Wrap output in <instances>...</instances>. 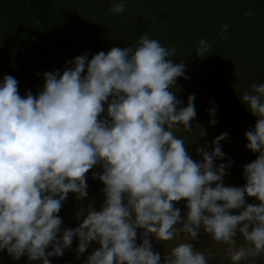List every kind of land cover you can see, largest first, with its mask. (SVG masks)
<instances>
[{
	"label": "clouds",
	"instance_id": "obj_1",
	"mask_svg": "<svg viewBox=\"0 0 264 264\" xmlns=\"http://www.w3.org/2000/svg\"><path fill=\"white\" fill-rule=\"evenodd\" d=\"M123 0L110 11L124 12ZM250 16L251 13H245ZM227 39L228 25H221ZM210 43L200 39L195 52L204 57ZM175 49L141 35L134 46L113 47L90 60L75 57L65 70L44 73L42 90L21 96L18 81L0 82V251L13 260L51 264L78 238V254L99 245L84 264H209V256L189 241L200 234L227 245L231 264L264 254V84H252L240 100L257 117L245 132L246 148L259 153L244 165L242 187L225 186L231 161L224 157L222 133L213 150L197 148L194 161L176 131L191 133L195 96L180 107L173 88L185 65L173 63ZM83 73V75H82ZM111 98V99H109ZM107 118H101L105 112ZM214 117L216 108H210ZM217 121L210 119V124ZM100 165L105 199L81 207L75 228L62 229L57 215L68 194L84 200L85 174ZM213 185H215L213 187ZM245 197L257 204H247ZM186 200L181 217L174 202ZM180 225V227H177ZM142 243L137 245V230ZM185 234L164 256L150 238L167 242ZM239 234V236H238ZM243 243H240V241ZM51 248L50 251H46Z\"/></svg>",
	"mask_w": 264,
	"mask_h": 264
},
{
	"label": "rangeland",
	"instance_id": "obj_2",
	"mask_svg": "<svg viewBox=\"0 0 264 264\" xmlns=\"http://www.w3.org/2000/svg\"><path fill=\"white\" fill-rule=\"evenodd\" d=\"M114 2L115 0H55V8L61 26L60 36L62 37L59 46L61 45L65 52L73 55L87 53L90 60L101 51L107 53L111 48L117 47L112 39L122 29L128 35L130 32V39H119L118 48L134 46L139 37L143 35L133 25L134 17L148 14L149 8L144 0H123L124 12L113 14L110 8ZM72 9L78 10V15L72 24L67 25L62 20V15ZM24 27H26L25 22L21 19L14 20L6 10L3 0H0V82L5 76L17 77L21 75L25 77L21 81L22 96L28 92L36 96L40 91V84L44 82V75L37 62V52L30 46L27 38V27ZM18 28L24 29L21 31ZM238 57L236 61L228 59L218 73L215 72L205 79H200L201 76L195 74V77L201 82L199 87L183 86L180 81L176 80L173 91L176 93L177 99L182 101L180 107L187 106L190 95L195 96L193 103L197 114L190 122L191 133L185 132L182 126L175 133L178 138L184 139L191 158L194 161L202 162V156L197 154L196 149L206 147V150L210 152L213 150V140L222 133H228L226 139L220 142L221 150L225 155L222 159L215 160L214 166L231 161L230 167L225 169L227 174L223 177V183L225 186L242 187L246 183L243 177L244 165L253 162L259 153H253L246 148L248 141L245 132L254 128L257 117L251 115L239 97L250 90L252 84H261L259 76L264 72V58ZM210 108H216L214 117L209 115ZM210 119H215L217 123L210 124ZM102 171V167L97 165L85 174V176H89L88 179H91L92 184H88V186L92 190L84 200H77L75 198L77 194L70 192L62 202L59 214L63 229L75 228L79 225L80 220L77 219V213L83 207L84 201L92 202L96 207L98 205L94 196L105 199L102 181L98 177L93 178L92 175L93 172L102 174ZM245 200L247 204H252L253 198L245 197ZM174 205L180 209L181 217H184L187 212L186 200L174 202ZM201 235H205L202 229ZM142 238V232H139L138 239L141 242ZM186 238L185 234L180 233L177 238L171 241L159 242L152 237L150 242L154 252L165 256L177 243L185 242ZM202 239L210 252L219 256L225 255L222 256L224 261L226 258L230 260L226 254L227 245L215 242L210 237ZM73 241L78 248V238L74 237ZM240 243L243 241L241 240Z\"/></svg>",
	"mask_w": 264,
	"mask_h": 264
},
{
	"label": "trees",
	"instance_id": "obj_3",
	"mask_svg": "<svg viewBox=\"0 0 264 264\" xmlns=\"http://www.w3.org/2000/svg\"><path fill=\"white\" fill-rule=\"evenodd\" d=\"M3 2L14 20L21 19L25 22L27 28H24L28 30L27 38L30 46L37 52V62L43 74L53 71L62 73L66 66H72L68 62L80 54L67 53L61 45L59 46L62 37L55 0H3ZM144 2L149 8V13L136 15L133 25L143 35L147 34L149 38L160 41L162 46L175 49V56L169 58L173 63L185 65V76L188 78H177L183 86L199 87L200 79L218 73L228 59L236 61L238 56L264 58V0H144ZM248 12L251 13L250 16L245 15ZM77 15L78 10L72 9L63 13L62 20L70 25ZM224 24L228 25L227 39L220 38L225 34V30L221 28ZM18 29L22 31L21 28ZM116 35L112 40L117 47H119V39H130V32L128 35L124 29L119 30ZM203 38H207L211 47L205 54L207 56L199 57L195 50L199 40ZM195 74H199L201 78L198 79ZM14 78L18 81V92L22 96L21 81L25 77L19 75ZM259 81L264 84V72L259 76ZM40 85L41 91L43 83ZM106 108L107 105L101 118H107ZM85 177L86 191L91 194L92 189L88 186L92 184L91 179H88L89 176ZM94 200L98 205L96 210H100L104 200L98 196H94ZM257 203L258 201L253 198L252 204ZM86 206L87 203L84 202L83 207ZM57 215L61 217L59 213ZM139 232L142 230L138 229L137 234ZM136 242L137 245L142 243L140 240ZM98 247L97 243L91 242L83 254H78L73 241L71 247L65 250L62 256L49 259L51 264H84ZM50 250L51 248L46 251ZM200 251L205 252L206 257L210 254L209 264H231L227 258L224 261L222 257L207 248L202 247ZM163 258L161 257L162 262ZM0 264H41V262L30 261L26 256L13 260L7 251L3 250L0 251ZM241 264H264V254L254 261H242Z\"/></svg>",
	"mask_w": 264,
	"mask_h": 264
},
{
	"label": "crops",
	"instance_id": "obj_4",
	"mask_svg": "<svg viewBox=\"0 0 264 264\" xmlns=\"http://www.w3.org/2000/svg\"><path fill=\"white\" fill-rule=\"evenodd\" d=\"M99 197V196H98ZM101 198V197H100ZM103 199V198H102ZM104 200V199H103ZM85 202V201H84ZM88 204V203H87ZM96 208V207H95ZM99 210V209H98ZM203 237H209L207 234L205 235H199L198 238H196L195 240H191L189 241L190 243L193 244V246L198 250L200 251L202 249V247L206 248V243L204 242V240L202 239ZM187 239V238H186ZM199 239V240H197ZM137 240H140L138 239V234H137ZM141 241V240H140ZM217 255V254H216ZM219 256V255H218ZM222 256H225V255H221L220 257ZM161 257H164V256H161ZM230 261V260H229Z\"/></svg>",
	"mask_w": 264,
	"mask_h": 264
}]
</instances>
